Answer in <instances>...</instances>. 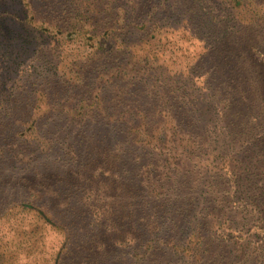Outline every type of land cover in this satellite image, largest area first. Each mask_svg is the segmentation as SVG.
<instances>
[{
	"label": "rangeland",
	"instance_id": "rangeland-1",
	"mask_svg": "<svg viewBox=\"0 0 264 264\" xmlns=\"http://www.w3.org/2000/svg\"><path fill=\"white\" fill-rule=\"evenodd\" d=\"M112 35L202 50L180 103ZM0 264H264V0H0Z\"/></svg>",
	"mask_w": 264,
	"mask_h": 264
},
{
	"label": "trees",
	"instance_id": "trees-1",
	"mask_svg": "<svg viewBox=\"0 0 264 264\" xmlns=\"http://www.w3.org/2000/svg\"><path fill=\"white\" fill-rule=\"evenodd\" d=\"M71 31L75 32L77 30H79L76 26H73L72 29H70ZM184 30V29H183ZM186 33H189V31H187ZM147 36V35H145ZM93 38L94 40H97V35L92 34H88L87 39L89 40L90 38ZM147 40L144 38H139V40H137L135 43H132V48H133V54H132V58L131 61H126V66L130 67L129 70H127L121 62L122 59H117L118 55L116 54V52H118L121 49H118L120 47H122L121 45H125V49L126 50V46L127 43L125 44L123 38H120L118 36H108L107 39H103L100 42H95L92 45L93 48H95L96 50H100L103 51V55H107L104 59V67H106L107 65H109L108 69L111 73V75L107 78L106 77V81L111 79L112 77H117L120 74H128L131 71H134L133 67L137 66V63H142L141 65H147L145 64L146 60H152L153 62H155V64L157 65L156 68H158L160 71L159 73L164 74L161 75L159 74L158 76H160V78H163V82H162V87L163 88H168L169 92H171L172 90H176V89H180V87L182 85H179V81H178V77H183V81L185 85H188L190 82L193 83L192 78L190 77V74L188 72H186L188 69H190V67L188 66L189 64L187 63V60H192L197 58L198 60L202 59L204 56V52L202 50H200V52L196 49H189V48H182V46H178L174 49H170V50H166L164 48L163 52V48L161 49H156L157 53L153 52H149L147 51L144 47L143 44L146 43L147 44ZM117 43V44H115ZM158 45V44H157ZM162 47L164 45H161ZM108 48L109 50H104L103 48ZM112 47H114V49H112ZM157 48V47H155ZM116 51V52H115ZM168 52V53H167ZM115 54V55H114ZM130 55V54H129ZM168 55V56H167ZM164 57L165 61L167 62V65H162L161 62V57ZM128 62V63H127ZM161 62V63H160ZM188 64V65H187ZM140 65V64H138ZM168 65L170 67H168ZM142 67V66H140ZM187 68V69H186ZM182 69H186L185 71H182ZM80 70V69H77ZM143 70V69H142ZM141 69H135L132 78L131 79H135L136 81H141L142 79H146L147 76L146 74L143 72V74L139 75ZM75 74L78 73V71H73ZM186 73V74H184ZM138 75V76H137ZM155 81V79H154ZM95 82V81H94ZM101 83L99 82H89L86 85V90L84 92H78V91H74L72 93V99L75 100L76 102L72 105V108L66 109V113L70 114L72 117L75 116L77 114V110L78 108H82V109H96L97 113L101 114L105 112L107 113V110L109 108H112L110 103H111V99H108V92L109 89L106 88V86H102L99 85ZM109 86H117L118 83L117 82H113L110 81L108 84ZM188 87H183L181 88L182 91H184V89H186ZM115 89V88H114ZM116 91H119V89H116ZM80 96V97H79ZM184 96V95H183ZM177 97H179V95L175 94L174 92H171L170 95H168V99L165 102L164 106L167 104L168 101H172L174 104H178L180 103V101L177 99ZM195 101H197V98L195 97ZM188 103H190L191 101H186ZM185 101H182V105L185 106L186 104ZM82 104V106L80 107V105ZM143 103H139V105L137 106V111L144 117L146 118L147 115L145 112H147V109L143 108ZM170 106H172V104H170ZM110 115V114H109ZM109 118H107V120L109 121ZM174 118V117H173ZM176 120V119H174ZM105 124H108L107 122ZM137 130V129H134ZM134 142H138V140H134Z\"/></svg>",
	"mask_w": 264,
	"mask_h": 264
}]
</instances>
